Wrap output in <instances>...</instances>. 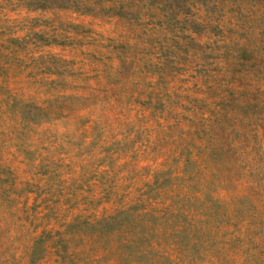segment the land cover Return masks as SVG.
I'll return each instance as SVG.
<instances>
[{"label":"rangeland","instance_id":"1","mask_svg":"<svg viewBox=\"0 0 264 264\" xmlns=\"http://www.w3.org/2000/svg\"><path fill=\"white\" fill-rule=\"evenodd\" d=\"M0 264H264V0H0Z\"/></svg>","mask_w":264,"mask_h":264}]
</instances>
